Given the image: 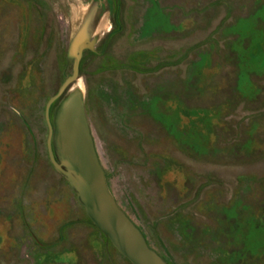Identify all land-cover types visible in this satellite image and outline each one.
Masks as SVG:
<instances>
[{"label":"rangeland","instance_id":"1","mask_svg":"<svg viewBox=\"0 0 264 264\" xmlns=\"http://www.w3.org/2000/svg\"><path fill=\"white\" fill-rule=\"evenodd\" d=\"M82 47L55 161L167 264H264V0H0V264H133L49 153Z\"/></svg>","mask_w":264,"mask_h":264},{"label":"water","instance_id":"2","mask_svg":"<svg viewBox=\"0 0 264 264\" xmlns=\"http://www.w3.org/2000/svg\"><path fill=\"white\" fill-rule=\"evenodd\" d=\"M85 47H82L74 63L73 76L65 81L59 92L49 101L46 107V119L50 129L48 148L52 162L55 167L63 173L72 183L79 194L83 204L92 220L98 227L108 234L118 250L125 255L133 264H167L146 242L139 229L129 218L117 207L111 196L107 195L101 184L93 180L79 181L71 172L63 170L61 165L55 161L53 152V127L50 121V110L52 105L60 99L67 89L76 81L80 73V62ZM74 150L77 157L83 161L88 169L91 161L89 152L82 141L75 142Z\"/></svg>","mask_w":264,"mask_h":264},{"label":"trees","instance_id":"3","mask_svg":"<svg viewBox=\"0 0 264 264\" xmlns=\"http://www.w3.org/2000/svg\"><path fill=\"white\" fill-rule=\"evenodd\" d=\"M106 57H107V56L105 55L103 59L105 60ZM241 76H242V74H241V72H240V74H239V80H238V88H237L239 92H241L240 90H241V85H242V79H241ZM190 80H191V82H192V81H193V78L191 79V77H189V83H190ZM248 81H249V78H248ZM249 83H250V82H249ZM60 99H61V98H60ZM60 99H58L56 102H58ZM56 102H55V103H56ZM55 103H54V104H55ZM54 104H53V105H54ZM52 107H53V106H52ZM204 148H205V146H204ZM246 211H247V210H246ZM147 243H148V245L150 246V243H149V242H147Z\"/></svg>","mask_w":264,"mask_h":264},{"label":"flooded vegetation","instance_id":"4","mask_svg":"<svg viewBox=\"0 0 264 264\" xmlns=\"http://www.w3.org/2000/svg\"><path fill=\"white\" fill-rule=\"evenodd\" d=\"M78 90H75V89H73V91L71 92V95L72 96H74V95H77L78 94ZM68 157V156H67ZM67 162H70V158L68 157L67 158ZM71 163V162H70ZM60 165H61V167L63 168V170H65V171H68V172H70V170L67 168V165H65L64 163H60ZM63 174V173H62ZM64 175V174H63ZM65 176V175H64ZM66 177V176H65ZM66 179H67V177H66Z\"/></svg>","mask_w":264,"mask_h":264}]
</instances>
